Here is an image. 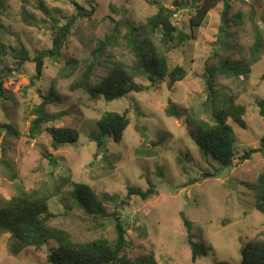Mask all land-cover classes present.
I'll return each mask as SVG.
<instances>
[{
    "label": "rangeland",
    "instance_id": "rangeland-1",
    "mask_svg": "<svg viewBox=\"0 0 264 264\" xmlns=\"http://www.w3.org/2000/svg\"><path fill=\"white\" fill-rule=\"evenodd\" d=\"M40 1L61 24L77 13L76 4L88 11L94 7L96 11L92 17L81 18L75 23L60 59H45L41 78L34 80L36 64L33 61L25 62L19 69L9 65L12 73L4 79L0 126H9L14 133L9 134L6 129L0 133V158L14 169L17 179L13 180L7 166L0 163V200L10 199L18 190L47 189L54 193L53 181L59 176L69 178L71 184L64 194L49 203L55 215L49 225L68 230L79 241L101 236L114 239L111 222H107L106 227H97L78 207H68L72 204L68 196L72 184L88 185L99 195L107 193L125 198L129 188L146 191L150 181L156 185L158 194L147 201L134 196L122 211V219L131 225L143 226L147 232L143 238L133 227L129 229L133 255H152L158 264H241V249L251 241L264 238V215L254 208V197L247 187V184H255L264 172V155L257 153L243 162L236 160L218 177L205 179L202 173L213 170L201 158L190 138L186 117L182 120L168 117L166 109L172 102L184 116L199 112L205 118V104L209 98L208 69L227 56L236 62H249L254 44L261 39L262 52L247 77L219 74L215 79L219 92L235 96L237 102L247 108L246 128L234 127L239 151L259 148L264 136V122L256 104L264 98V80L261 79L264 74V0H229L230 27L226 33L221 32L223 2L211 11L207 24L194 36L189 23L192 13L188 9L178 11L174 23L192 38L172 53L171 64L184 67L186 78L172 90L164 83L151 87L146 81L138 80L148 87L146 91L132 93L112 103L103 98L91 100L86 93L72 90L71 86L93 60L98 40L114 28L115 23L106 19L108 16L119 20L120 14L126 11L128 18L141 25L157 12V5L145 0ZM152 1L176 9V0ZM0 5L3 6L0 23L6 43L22 42L31 57L36 56V51L52 49L50 31L23 23L24 10L45 18L38 0H4V5ZM107 71L106 67L98 70L92 82ZM51 92L56 96L54 103L47 105V113L54 120L43 126L41 135L32 139L29 130L36 117L31 115V109L40 105ZM107 111L128 113L130 119L122 141L109 144L110 150L121 156L112 172L104 171L97 161L96 165H91L96 145L87 136ZM51 126L76 129L81 137L77 143L55 150L45 131ZM139 148L153 149L156 155H137ZM52 158L58 165L50 161ZM158 170H162L163 176ZM191 180L197 182L190 185ZM181 213L192 224L194 241L207 250V255L195 262ZM53 248L54 243L50 242L41 251L22 249L10 234H5L0 240V264H50L47 257Z\"/></svg>",
    "mask_w": 264,
    "mask_h": 264
},
{
    "label": "trees",
    "instance_id": "trees-1",
    "mask_svg": "<svg viewBox=\"0 0 264 264\" xmlns=\"http://www.w3.org/2000/svg\"><path fill=\"white\" fill-rule=\"evenodd\" d=\"M150 5H157V12L148 17L143 23L137 24L126 16V11L120 14L119 20L111 19L115 26L102 39L98 40L97 48L92 53L93 60L83 68L80 77L71 86L72 90H81L91 100L103 98L107 103L120 101L132 93H142L148 89L138 82L143 80L151 87L158 84H166L172 88L184 80L187 70L182 66H172L171 55L181 49L189 41L194 33L205 26L209 14L219 3H224L222 14V33H226L230 27L228 13L229 0H192L174 2L176 9H170L158 1L145 0ZM3 3L4 0H0ZM39 7L45 18H39L24 10L22 12L23 23L28 26L43 28L50 31L53 44L52 49L36 51V56L31 57L25 45L18 42L10 45L4 41L3 26L0 23V98L5 96L4 79L11 75L9 65H16L19 69L25 62L33 61L36 66L37 80L43 76L45 59H60L64 47L66 48L69 37L75 23L79 19L90 18L96 11L86 10L76 4L78 11L65 24L51 15L40 0ZM3 6L0 5V8ZM188 9L192 15L189 20L192 36L180 29L174 23V16L180 10ZM2 11L0 10V16ZM262 40L258 39L252 49V59L247 63L236 62L231 57L224 60L219 59L208 69L207 86L209 98L205 104L206 117L202 118L201 113L192 112L184 116L172 102L166 109L168 117L182 120L186 117V125L190 138L197 146L201 158L213 170H205L202 177L205 179L218 177L222 170L231 168L236 160L247 161L254 154L264 155V136L260 141L259 148L239 151L234 127L246 128L244 120L247 108L237 102L235 96L229 93L219 92L216 88V76L234 75L236 77H247L251 73V67L259 60L262 52ZM108 71L92 82L97 71L102 68ZM8 75V76H7ZM264 80V74L261 77ZM56 94L51 92L50 96L44 98L43 102L31 109V115L36 118L32 121L29 137L37 138L42 134L43 126L54 120L53 116L47 113V105L54 103ZM259 115L264 122V98L257 102ZM130 125L128 113L104 112L99 120L94 123L88 133V139L95 143L96 152L91 165L99 162L106 172H112L115 165L121 160V156L110 150L111 142L120 143L124 133ZM6 129L9 134L14 131L9 126H0V133ZM51 139L50 145L57 150L67 144L77 143L81 137L80 131L73 128L46 127L45 130ZM156 146V145H155ZM137 155L154 157L156 151L149 148H139ZM55 165L57 160L52 158ZM0 163L7 166L13 176L17 179L14 169L9 163L0 158ZM158 173L163 176L162 170ZM197 180H191L190 185ZM71 184L69 178L59 176L53 181V191L32 190L30 192L18 190V193L10 199L0 200V240L5 234H10L22 249L34 248L41 251L50 242L54 248L48 253L50 264H158L152 255H133L132 244L128 239L129 229L133 227L139 231V235L146 238L147 232L143 226L131 225L122 219V211L130 205L131 198L140 197L147 201L158 194L155 184L149 181V188L146 191L137 188H129L125 198L119 195L107 193L97 194L88 185L72 184L71 192H68L72 200L70 208L78 207L88 217L92 218L95 226L106 227L107 222L113 224L115 238L110 239L101 236L94 240L79 241L66 229L50 226V221L55 215L49 209L51 199L63 195L65 188ZM254 197V208L264 215V172H262L255 184H247ZM113 210L109 211L108 208ZM184 224L187 227L188 241L192 248V260L195 262L200 257L207 255V250L202 244L194 241L192 224L187 220L184 213H181ZM241 264H264V238L256 239L241 249Z\"/></svg>",
    "mask_w": 264,
    "mask_h": 264
}]
</instances>
